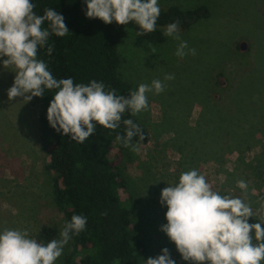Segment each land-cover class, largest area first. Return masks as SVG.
Listing matches in <instances>:
<instances>
[{"label":"rangeland","instance_id":"rangeland-1","mask_svg":"<svg viewBox=\"0 0 264 264\" xmlns=\"http://www.w3.org/2000/svg\"><path fill=\"white\" fill-rule=\"evenodd\" d=\"M159 3L164 9L207 4L211 13L189 29L179 28L195 55L181 59L175 55L179 41L167 37L152 44L133 30L119 47L121 73L133 91L140 83L163 81L166 74L175 77L165 81L162 93L148 94L149 108L137 114L150 140L130 150L124 196L133 197L146 259L167 247L177 264H190L160 230L166 223L161 190L175 184L181 172L197 169L213 190L244 198L264 222V0ZM14 76L11 66L0 64V229H27L37 242L47 243L59 237L65 218L54 201L53 175L45 169L50 159L41 149V103L37 97L10 100ZM240 180L248 184L246 193L237 187ZM69 247L56 264H64Z\"/></svg>","mask_w":264,"mask_h":264},{"label":"clouds","instance_id":"clouds-1","mask_svg":"<svg viewBox=\"0 0 264 264\" xmlns=\"http://www.w3.org/2000/svg\"><path fill=\"white\" fill-rule=\"evenodd\" d=\"M87 18H99L105 24H136L141 34L157 30L161 15L159 0H83ZM33 0H0V64L15 73L14 82L7 90L8 98L43 97L53 91L47 108L49 125L59 134L68 135L84 144L97 126L115 130L120 127L123 114L135 116L149 108L148 94H160L165 81L174 79L166 74L164 80L153 79L140 83L128 96L117 94L115 89L95 79L88 83H75L72 77L57 79L47 62L38 55L46 48L51 56L54 45L51 36L64 37L69 33L64 17L54 8H46L42 15L34 9ZM45 25H47L45 27ZM163 35L179 41L175 55L183 59L195 55L182 40L179 22L169 23ZM124 135H118L124 147H134L135 136L143 138L140 126L132 119H123ZM247 192L244 180L237 182ZM160 204L166 207V223L160 225L177 252L190 264H264V222L244 198L222 194L212 189L206 177L197 169L181 172L175 184L161 190ZM256 217L258 222L250 223ZM88 219L74 214L63 224L59 237L45 243L37 242L27 229H0V264H56L65 246L85 230ZM255 241V242H254ZM146 264H177L167 247Z\"/></svg>","mask_w":264,"mask_h":264},{"label":"trees","instance_id":"trees-1","mask_svg":"<svg viewBox=\"0 0 264 264\" xmlns=\"http://www.w3.org/2000/svg\"><path fill=\"white\" fill-rule=\"evenodd\" d=\"M33 2L37 5L34 9L37 14L42 15L46 8H54L62 14L70 30L64 37H50L49 43L54 45L51 56L46 54V48L38 53L57 79L72 77L75 83H88L92 79L103 81L124 96L133 91L132 84L121 73L119 47L130 30L139 34L136 24H105L99 18H87L83 0ZM210 13L207 4L188 9L173 4L161 8L155 32L138 36L152 44H162L167 40L163 29L169 23L178 21L179 28L189 29L199 20L208 18ZM54 92L46 91L43 97H37L42 106L39 115L41 149L50 159L45 169L53 175L54 201L65 221L74 214L88 219L85 230L69 241L63 263L145 264L147 246L135 227L133 197L131 194L129 199L124 196L128 191L125 161L132 147H124L117 136L125 133L123 119H132L143 132L142 139L133 137L134 146L149 142L148 130L137 115L126 112L119 128L111 130L97 126L96 132L84 144H79L68 135L57 133L47 121L46 112ZM235 132L231 136L237 135V129ZM112 153L115 159L110 157Z\"/></svg>","mask_w":264,"mask_h":264},{"label":"water","instance_id":"water-1","mask_svg":"<svg viewBox=\"0 0 264 264\" xmlns=\"http://www.w3.org/2000/svg\"><path fill=\"white\" fill-rule=\"evenodd\" d=\"M240 49L243 50V51L247 50L248 49V44L246 42L241 43L240 44Z\"/></svg>","mask_w":264,"mask_h":264}]
</instances>
